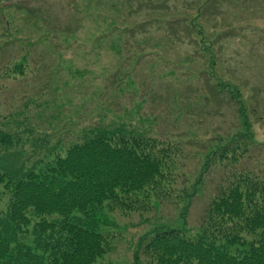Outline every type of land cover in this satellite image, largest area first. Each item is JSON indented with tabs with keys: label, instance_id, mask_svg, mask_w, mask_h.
<instances>
[{
	"label": "trees",
	"instance_id": "trees-1",
	"mask_svg": "<svg viewBox=\"0 0 264 264\" xmlns=\"http://www.w3.org/2000/svg\"><path fill=\"white\" fill-rule=\"evenodd\" d=\"M225 1L229 0H181L189 3L186 10L196 9L201 23H209L211 14L220 15ZM239 1L255 6L259 0ZM178 24L190 36L203 34L201 29L194 32V23ZM201 43L197 49L200 56L208 42ZM217 58L209 59L208 69ZM14 60L13 64L0 61V66L4 63L0 69L4 82L23 77L24 84L33 86L29 75L38 71L39 63L44 71L56 66L46 63L45 57L33 59L26 52ZM208 76L213 83L214 75ZM123 79L118 71L109 77L114 94L105 101L103 113L114 112ZM222 82L214 83L210 91L227 94L237 108L240 129L227 136L216 135L191 170L186 169V160L193 154L180 151L168 139L173 136L169 130L158 138L96 124L78 135L75 127L79 124L75 123H65L57 132L61 135L67 130V137L58 141V146L66 148L65 156H53L55 147L47 135L48 142L29 156L28 163L8 164L3 150L30 143V137H37L35 129L48 133L61 123L49 110L52 106L44 96L47 91H39V81L27 92L15 86L10 94L19 105H10L9 110L6 107L0 115V264H126L110 256L118 237L110 228L109 213L123 206L139 213L143 223L162 221L160 211L163 209L166 215L162 217L167 219L169 204L180 210L184 224H178L174 216L171 221L155 224L138 240L131 264H264V172L257 171L254 164H243L258 144L241 91L236 88L238 93H234L230 83ZM0 104L4 107L2 98ZM218 171L222 176L208 197L201 223L189 225L191 207Z\"/></svg>",
	"mask_w": 264,
	"mask_h": 264
},
{
	"label": "rangeland",
	"instance_id": "rangeland-1",
	"mask_svg": "<svg viewBox=\"0 0 264 264\" xmlns=\"http://www.w3.org/2000/svg\"><path fill=\"white\" fill-rule=\"evenodd\" d=\"M163 1L0 0V61L7 63L26 52L33 59L45 57L46 63H55L47 71L39 63L38 71L29 77L35 87L39 81L40 92L52 91L44 96L50 101L49 110L55 120L63 123H56L57 128L48 133L35 129L37 137H30V143L3 150L8 164L25 160L28 163L29 156L48 142L44 137L47 135L55 147L53 156H65L66 148L58 146V141L59 137H67V130L61 135L57 132L65 123H75L79 124L75 127L78 135L80 130L96 124L124 127L129 132L158 138L169 130L173 136L168 139L180 151L193 154L186 160V169L191 170L216 135L227 136L240 129L237 108L227 94L210 91L214 83L223 81L232 85L228 84L234 93H238L236 88L241 91L248 123L258 144L243 164H254L257 171L264 172V0L255 2V6L242 5L239 0L225 1L220 15L211 14L209 23L198 22L196 9L186 10L188 2L155 4ZM178 23H194V32L201 29L203 34L190 36ZM201 41L208 44L200 56L197 49ZM216 55L213 68L208 69L209 59ZM116 71L122 72L124 78L123 89L117 91L120 100L114 112L103 113L105 101L114 94L108 80ZM208 74L214 75L213 83ZM1 76L0 70V98L4 105L0 104V115L6 107L9 110L10 105H19L10 94L15 86L26 92L33 87L24 84L23 77H18L17 82H4ZM23 99L24 94L21 103ZM100 113L104 115L101 119ZM214 175L191 207L189 225L201 223L208 197L222 176L220 171ZM167 209V219L162 217L166 214L161 209L162 221L146 223L139 213L123 206L110 212V228L118 237L116 250L110 256L131 264L138 240L155 224L175 218L182 226L180 210L170 204Z\"/></svg>",
	"mask_w": 264,
	"mask_h": 264
}]
</instances>
